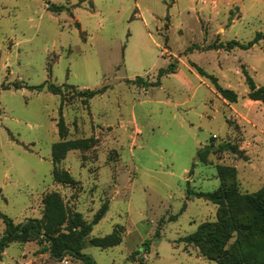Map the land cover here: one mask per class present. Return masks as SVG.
Wrapping results in <instances>:
<instances>
[{
    "label": "rangeland",
    "instance_id": "374dc122",
    "mask_svg": "<svg viewBox=\"0 0 264 264\" xmlns=\"http://www.w3.org/2000/svg\"><path fill=\"white\" fill-rule=\"evenodd\" d=\"M81 1L0 0V215L15 225L41 219L43 199L58 193L91 223L107 204L83 250L94 263L217 264L185 238L226 216L227 206L195 196L221 187V169L236 170L226 183L242 194L264 188V103L248 98L243 74L264 86V39L249 50L227 46L264 35V5L245 1L240 17L234 0ZM174 62L177 72L160 77ZM50 83L62 94L30 89ZM87 90L104 92L85 102ZM78 140L89 147L54 163L55 145ZM223 143L243 153L198 157ZM54 171L76 184L57 182ZM229 208L239 229L227 249L264 257V221L241 201ZM5 229L0 216V238ZM113 233L119 245H92ZM47 246L11 243L0 264H86L55 260Z\"/></svg>",
    "mask_w": 264,
    "mask_h": 264
},
{
    "label": "trees",
    "instance_id": "16d2710c",
    "mask_svg": "<svg viewBox=\"0 0 264 264\" xmlns=\"http://www.w3.org/2000/svg\"><path fill=\"white\" fill-rule=\"evenodd\" d=\"M84 2L85 0L81 1V3ZM49 8L52 12L56 13H61L68 9L65 6H57L54 4L50 5ZM263 39L264 35L258 34L254 40L247 44L238 41H231L227 46L229 48L249 50ZM197 70L202 77L211 80L215 90L222 98L232 104L238 102L239 95L235 91L222 87L215 76L209 75L203 69L197 67ZM176 72L177 66L174 62L170 64L168 69L161 70L159 76L162 77ZM243 74L249 90L248 98L252 101L264 103V86H258L245 69L243 70ZM135 82L139 85L145 84L143 83L142 78H137ZM159 84L160 81H157L151 86ZM16 87L19 88L20 85H16ZM45 87H47L48 91L54 95H61L63 91V87L52 83L30 87V89L39 91ZM103 92V90H87L80 93V96L84 98L85 102H87ZM58 129L62 138L67 136L68 132L63 121L59 123ZM88 147L87 140L61 142L55 145L53 149L54 163L57 164L63 160L67 152L70 150ZM218 151H231L235 154L243 153V151H241L236 145L223 143L217 148L213 146L206 148L198 153V157L204 161L211 152L216 153ZM229 176H231L233 181L236 180V170L234 168L221 169V187L212 193H199L195 195L220 206H227L226 216L220 211L217 222L202 224L195 233L185 238V242L197 246L204 257L217 262V264H264V257H259L257 255L252 257L248 253L235 256L231 254L226 247L232 233L239 229V225L229 208V205L235 200L243 202L251 212L264 221V188L254 194H242L239 192L236 184L234 185L233 183L230 186L226 183ZM54 177L57 182L65 185L76 184L75 180L67 172L60 173L54 171ZM43 205L44 211L41 219H29L19 225H15L8 217L0 215L6 225L4 235L0 238V263L3 260L5 249L11 243H28L36 241L38 244L47 243L48 246L44 247L42 251L49 252L51 257L55 260L64 261L67 257H72L74 259H81L86 264H96L91 257L83 252V250L85 248L86 238L91 234L93 226L104 218L108 211V205L105 204L100 208L91 223L87 222L81 213L71 210L64 203L62 197L58 193H50L46 195L43 199ZM121 242V238L116 233L105 238H95L91 240L92 245L99 248L114 247ZM143 246L144 251L147 252L149 249L148 245L144 244Z\"/></svg>",
    "mask_w": 264,
    "mask_h": 264
},
{
    "label": "crops",
    "instance_id": "0c3cea01",
    "mask_svg": "<svg viewBox=\"0 0 264 264\" xmlns=\"http://www.w3.org/2000/svg\"><path fill=\"white\" fill-rule=\"evenodd\" d=\"M245 1L250 2L251 3V7L255 6V5H264V0H234V2L231 3H235L237 4V8L238 11L240 13V17H242L246 12L249 11V8H247V5L245 3ZM216 2V0H214V3ZM254 102H259V101H254Z\"/></svg>",
    "mask_w": 264,
    "mask_h": 264
}]
</instances>
